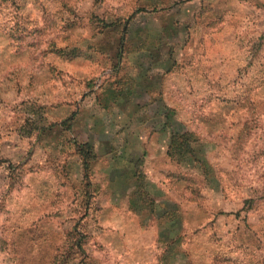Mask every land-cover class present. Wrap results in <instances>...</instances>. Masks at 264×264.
Wrapping results in <instances>:
<instances>
[{
	"label": "rangeland",
	"instance_id": "rangeland-1",
	"mask_svg": "<svg viewBox=\"0 0 264 264\" xmlns=\"http://www.w3.org/2000/svg\"><path fill=\"white\" fill-rule=\"evenodd\" d=\"M0 264H264V0H0Z\"/></svg>",
	"mask_w": 264,
	"mask_h": 264
},
{
	"label": "trees",
	"instance_id": "trees-1",
	"mask_svg": "<svg viewBox=\"0 0 264 264\" xmlns=\"http://www.w3.org/2000/svg\"><path fill=\"white\" fill-rule=\"evenodd\" d=\"M114 94L115 92L112 91ZM194 139L192 140L187 133L183 134H173L170 140V143L168 144L167 148V154L170 157H174L179 159H187L192 156V153L194 152L193 144ZM143 160L138 159L135 163V176L137 178V186L139 190H144V182L145 179L143 176V172L141 169ZM143 193L142 192H136L133 197L137 198L140 197ZM141 198V197H140Z\"/></svg>",
	"mask_w": 264,
	"mask_h": 264
}]
</instances>
